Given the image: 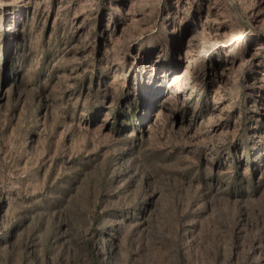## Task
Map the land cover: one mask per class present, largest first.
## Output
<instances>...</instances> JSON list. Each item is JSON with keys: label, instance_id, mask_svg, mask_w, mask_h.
<instances>
[{"label": "rangeland", "instance_id": "rangeland-1", "mask_svg": "<svg viewBox=\"0 0 264 264\" xmlns=\"http://www.w3.org/2000/svg\"><path fill=\"white\" fill-rule=\"evenodd\" d=\"M0 264H264V0H0Z\"/></svg>", "mask_w": 264, "mask_h": 264}, {"label": "trees", "instance_id": "trees-1", "mask_svg": "<svg viewBox=\"0 0 264 264\" xmlns=\"http://www.w3.org/2000/svg\"><path fill=\"white\" fill-rule=\"evenodd\" d=\"M149 61L152 62V59H150Z\"/></svg>", "mask_w": 264, "mask_h": 264}]
</instances>
